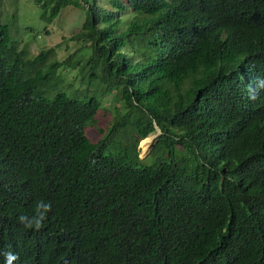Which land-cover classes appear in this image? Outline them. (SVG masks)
<instances>
[{"label":"trees","instance_id":"trees-1","mask_svg":"<svg viewBox=\"0 0 264 264\" xmlns=\"http://www.w3.org/2000/svg\"><path fill=\"white\" fill-rule=\"evenodd\" d=\"M33 3L45 23L67 6L83 21L60 60L0 22V264H264V0Z\"/></svg>","mask_w":264,"mask_h":264},{"label":"rangeland","instance_id":"rangeland-1","mask_svg":"<svg viewBox=\"0 0 264 264\" xmlns=\"http://www.w3.org/2000/svg\"><path fill=\"white\" fill-rule=\"evenodd\" d=\"M88 1L91 2V0ZM14 14L15 18L12 19V15ZM143 18L144 16L139 13L135 20L140 23ZM132 19L133 18L131 16L124 18L120 24L116 26V31L122 32ZM82 21L83 10L71 6L63 8L50 23H45L38 18V10L36 5L33 3V0H0V22L7 24L10 36L13 39H16L20 45L24 44L28 53L31 55H35V53L41 48L52 47L56 52L57 59L60 60L64 58L78 46L77 43L70 40V37L80 28ZM44 24L47 25L45 28L41 29V26ZM28 28L33 29L34 31L39 29V31L34 36ZM119 52L130 62H141L146 60L148 57L147 52H141L138 47L129 43H124L122 46L120 45ZM86 54L87 50L85 48L78 51V55H81L79 63L82 62ZM69 75L70 74L65 71L60 74L63 80H65ZM111 95L112 94H109L102 100L103 108L96 112L94 124L85 127L84 133L92 142H95L100 138L98 129H104L111 120L112 114L107 109L108 105L111 104L108 100ZM116 104L117 102H114L113 105ZM155 130L156 131L146 136L149 139L140 143L139 147V141L135 144V149L138 152L139 158L146 157L150 149L153 147L156 140L155 134L158 133V129L155 128Z\"/></svg>","mask_w":264,"mask_h":264},{"label":"clouds","instance_id":"clouds-1","mask_svg":"<svg viewBox=\"0 0 264 264\" xmlns=\"http://www.w3.org/2000/svg\"><path fill=\"white\" fill-rule=\"evenodd\" d=\"M51 208L52 203L50 201L40 200L36 204L34 214L31 216L20 215L18 217V223L22 224L26 229L34 228L36 230H39L43 227V222L47 218V213L51 211ZM3 255L5 264H14V262L18 259V256L11 251L5 252L3 253Z\"/></svg>","mask_w":264,"mask_h":264},{"label":"bare ground","instance_id":"bare-ground-1","mask_svg":"<svg viewBox=\"0 0 264 264\" xmlns=\"http://www.w3.org/2000/svg\"><path fill=\"white\" fill-rule=\"evenodd\" d=\"M146 139L148 140L149 138H146ZM146 139H145V140H146ZM152 139H153V138H152ZM145 140H144V141H142V142H145ZM142 142H141V143H142ZM144 147H145V146H144Z\"/></svg>","mask_w":264,"mask_h":264},{"label":"water","instance_id":"water-1","mask_svg":"<svg viewBox=\"0 0 264 264\" xmlns=\"http://www.w3.org/2000/svg\"><path fill=\"white\" fill-rule=\"evenodd\" d=\"M156 128V127H155Z\"/></svg>","mask_w":264,"mask_h":264}]
</instances>
